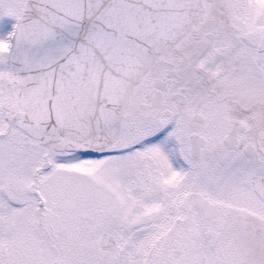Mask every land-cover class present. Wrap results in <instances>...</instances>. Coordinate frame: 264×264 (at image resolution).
I'll list each match as a JSON object with an SVG mask.
<instances>
[{
    "label": "snow or ice",
    "instance_id": "6c2138e0",
    "mask_svg": "<svg viewBox=\"0 0 264 264\" xmlns=\"http://www.w3.org/2000/svg\"><path fill=\"white\" fill-rule=\"evenodd\" d=\"M0 264H264V0H0Z\"/></svg>",
    "mask_w": 264,
    "mask_h": 264
}]
</instances>
